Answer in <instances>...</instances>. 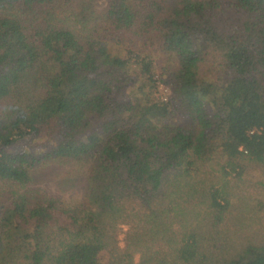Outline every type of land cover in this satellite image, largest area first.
I'll list each match as a JSON object with an SVG mask.
<instances>
[{
    "label": "trees",
    "instance_id": "obj_1",
    "mask_svg": "<svg viewBox=\"0 0 264 264\" xmlns=\"http://www.w3.org/2000/svg\"><path fill=\"white\" fill-rule=\"evenodd\" d=\"M68 164L79 203L34 186ZM248 165L264 0H0V264H264Z\"/></svg>",
    "mask_w": 264,
    "mask_h": 264
},
{
    "label": "rangeland",
    "instance_id": "obj_2",
    "mask_svg": "<svg viewBox=\"0 0 264 264\" xmlns=\"http://www.w3.org/2000/svg\"><path fill=\"white\" fill-rule=\"evenodd\" d=\"M128 49V48H126ZM127 51V50H126ZM136 52V51H135ZM137 54H149V56L155 57V50L149 51H138ZM169 90L164 88V85L158 88L156 93L157 97L162 99H168ZM221 162L214 160L210 165L219 169ZM74 164H68L63 166H50L44 169H40L37 174L34 175L35 181L34 186L37 189H41L48 193L50 196L61 199L69 204L79 203L86 199V195L89 191L90 178L85 170L76 168ZM263 171L260 168H255L252 165L246 166L245 181L247 188H242L240 191L245 197H250V201L259 200L261 201V187L260 182L263 181ZM232 180V178H230ZM236 183V182H235ZM236 186L238 184L236 183ZM239 193V191H237ZM125 230H127L125 228ZM123 241V236H121ZM123 246V243L121 244ZM102 263L107 261V256H102ZM136 261L139 262V256L136 257Z\"/></svg>",
    "mask_w": 264,
    "mask_h": 264
}]
</instances>
